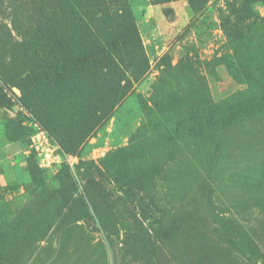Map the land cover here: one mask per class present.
I'll return each instance as SVG.
<instances>
[{
  "label": "rangeland",
  "instance_id": "obj_1",
  "mask_svg": "<svg viewBox=\"0 0 264 264\" xmlns=\"http://www.w3.org/2000/svg\"><path fill=\"white\" fill-rule=\"evenodd\" d=\"M80 1L0 0V264H264V0Z\"/></svg>",
  "mask_w": 264,
  "mask_h": 264
},
{
  "label": "built area",
  "instance_id": "obj_2",
  "mask_svg": "<svg viewBox=\"0 0 264 264\" xmlns=\"http://www.w3.org/2000/svg\"><path fill=\"white\" fill-rule=\"evenodd\" d=\"M37 141L39 143V147L36 146L35 150L37 152V156L39 158V162L41 166H50L55 162L57 156L54 154V150L49 147V143L47 141V137L44 133H40V135H36Z\"/></svg>",
  "mask_w": 264,
  "mask_h": 264
},
{
  "label": "trees",
  "instance_id": "obj_3",
  "mask_svg": "<svg viewBox=\"0 0 264 264\" xmlns=\"http://www.w3.org/2000/svg\"><path fill=\"white\" fill-rule=\"evenodd\" d=\"M74 1V4H80V0H73ZM98 52L97 51H93V52H90V53H88L87 54V56L88 57H92L93 55H95V54H97ZM87 56H85V55H82V56H80V57H76V58H78V61L79 62H81L82 64H84V62H85V60H86V57ZM47 74H58V75H60L61 73H60V71H57V70H55V69H52L50 72H46ZM54 76V75H53ZM30 177L33 179L34 178V175H33V173L31 172L30 173ZM85 194L89 197V199H90V196L91 197H93V199L95 198V195H96V193H95V191H92V190H90V189H88L87 188V190L85 189ZM96 199V198H95ZM93 212H95V213H97L98 211H96V209H95V211H93ZM86 216H87V218H92L88 213H87V211H86ZM84 214V215H85ZM101 223V225L102 224H104V222H100Z\"/></svg>",
  "mask_w": 264,
  "mask_h": 264
}]
</instances>
